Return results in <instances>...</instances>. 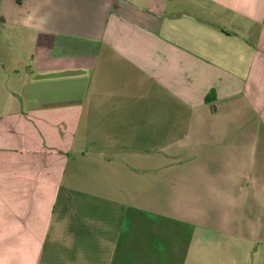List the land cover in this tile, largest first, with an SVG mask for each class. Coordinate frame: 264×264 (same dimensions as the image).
<instances>
[{
    "label": "crops",
    "instance_id": "obj_1",
    "mask_svg": "<svg viewBox=\"0 0 264 264\" xmlns=\"http://www.w3.org/2000/svg\"><path fill=\"white\" fill-rule=\"evenodd\" d=\"M0 264H264V0H0Z\"/></svg>",
    "mask_w": 264,
    "mask_h": 264
}]
</instances>
